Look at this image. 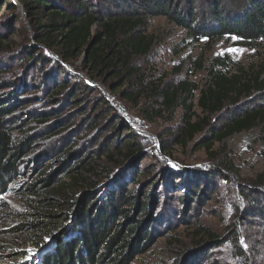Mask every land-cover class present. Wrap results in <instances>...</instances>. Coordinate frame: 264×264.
I'll list each match as a JSON object with an SVG mask.
<instances>
[{"label": "trees", "instance_id": "1", "mask_svg": "<svg viewBox=\"0 0 264 264\" xmlns=\"http://www.w3.org/2000/svg\"><path fill=\"white\" fill-rule=\"evenodd\" d=\"M22 17L31 33L17 46L9 38L20 32ZM159 17L194 44L232 40L234 47L257 53L248 66L217 57L204 67L201 52L193 65L206 73L203 87L184 80L155 90L166 113L182 111L179 144L198 137L194 145L209 153L234 135L264 130V0H0V196L18 176L39 171L27 187L33 205L14 233L35 249L52 239L42 264H129L153 245L156 229L178 215L184 218L190 202L199 204L217 187L215 171H193L190 177L153 166L137 171L145 155L141 137L93 84L96 78L119 79L110 90L124 87L134 75L131 60L151 50L146 29ZM78 59L87 81L61 64ZM82 132L91 139L80 137L62 156L48 160ZM98 135L97 149L84 154ZM39 146L46 148L34 156ZM165 146L160 145L163 153L169 150ZM103 158L117 170L101 167ZM262 180L251 192L253 216L264 222ZM180 191L182 211L164 208L168 194ZM218 237L197 226L183 264L208 262Z\"/></svg>", "mask_w": 264, "mask_h": 264}, {"label": "rangeland", "instance_id": "2", "mask_svg": "<svg viewBox=\"0 0 264 264\" xmlns=\"http://www.w3.org/2000/svg\"><path fill=\"white\" fill-rule=\"evenodd\" d=\"M19 14L21 15V11ZM22 20L24 23L21 25L24 27L20 25V32L9 38L17 46L21 45L22 38L31 33L24 17ZM17 24L19 23L15 24L16 27ZM146 31L153 38V46L146 56L131 60L134 75L125 82L122 89L114 92L109 87L119 79L105 82L108 78H96L93 82L103 96L117 108L131 129L141 137L139 145L145 155L139 158L137 171L149 170L153 166L157 167V172L165 169L169 173H186L190 177L194 174L193 171L209 170L219 173L220 177L216 176L217 187L213 194L207 193L199 204H195L194 199L187 207L191 213L188 210L184 218L181 219L178 215L170 220L168 226L164 223L161 229H156L153 245L144 254L134 257L129 264H183L189 255L185 253L191 249L197 226L219 236L218 242L211 245L209 260L205 264H264V222L253 216L255 201L251 192L254 185L263 186L261 178L264 176V130L259 127L248 133L234 135L221 144L216 143L209 153L194 145L198 137L185 145L179 144L182 111L177 109L173 113H166L160 108L161 99L155 93L160 86L176 85L184 80L197 84L199 88L203 87L206 73L204 70L194 71L193 65L201 52L205 61L204 67L217 57H227L233 64L248 66L257 60V53L234 47L231 45L232 40L228 43L221 40L208 45L203 41L194 44L186 39L182 29L167 23L161 17L149 21ZM45 51L49 56L55 57L54 51ZM61 64L68 72L78 70V75L88 80L89 75L81 59L67 65ZM121 82L119 81V85ZM122 93L125 96L130 95V98L123 97ZM63 112L65 111L61 114ZM59 115L60 113L57 116ZM72 120L69 118L61 123L60 130L67 127ZM99 136L101 137L98 135L89 142L83 150L84 154L89 149H97L98 146L95 145L96 140L100 139ZM80 137L89 141L92 136L82 132L72 137L48 160L62 156L66 148ZM161 143L169 149L166 153L160 150ZM79 144L80 142L77 145ZM45 148L39 146L34 156ZM43 162L46 163V159ZM98 164L112 168L113 172L117 170L105 158ZM27 165L22 166V169L25 168L23 172H26ZM171 166L185 167L192 172H174L170 169ZM38 172L28 171V177L25 174L18 176L0 196V264H42L43 258L50 251L49 245L43 251L35 252L33 246L25 244L26 239L14 233L33 205V196L27 192V187ZM157 172L152 176L155 177ZM119 176L99 184L96 190L101 191L105 185L114 183ZM128 183L131 184L132 181ZM130 188L131 185L128 189ZM168 196L171 198H165L169 201L163 207L180 213L183 209L179 200L181 191Z\"/></svg>", "mask_w": 264, "mask_h": 264}, {"label": "water", "instance_id": "3", "mask_svg": "<svg viewBox=\"0 0 264 264\" xmlns=\"http://www.w3.org/2000/svg\"><path fill=\"white\" fill-rule=\"evenodd\" d=\"M174 167H177V168H181V167H179V166H174ZM185 168V167H184ZM184 168H181V169H184ZM188 170V169H187ZM53 241H52V239L50 240V239H46L45 241H44V244L41 246V247H39L38 249H34V251L35 252H40V251H43L50 243H52Z\"/></svg>", "mask_w": 264, "mask_h": 264}, {"label": "snow or ice", "instance_id": "4", "mask_svg": "<svg viewBox=\"0 0 264 264\" xmlns=\"http://www.w3.org/2000/svg\"><path fill=\"white\" fill-rule=\"evenodd\" d=\"M232 51H234V50H232Z\"/></svg>", "mask_w": 264, "mask_h": 264}]
</instances>
